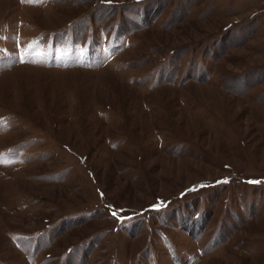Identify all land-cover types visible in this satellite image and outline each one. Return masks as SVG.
Instances as JSON below:
<instances>
[{"label":"rangeland","instance_id":"obj_1","mask_svg":"<svg viewBox=\"0 0 264 264\" xmlns=\"http://www.w3.org/2000/svg\"><path fill=\"white\" fill-rule=\"evenodd\" d=\"M0 264H264V0H0Z\"/></svg>","mask_w":264,"mask_h":264},{"label":"snow or ice","instance_id":"obj_2","mask_svg":"<svg viewBox=\"0 0 264 264\" xmlns=\"http://www.w3.org/2000/svg\"><path fill=\"white\" fill-rule=\"evenodd\" d=\"M250 183H258L257 181H250ZM113 215H116L115 212H113Z\"/></svg>","mask_w":264,"mask_h":264}]
</instances>
